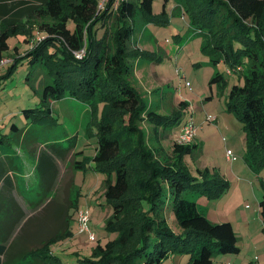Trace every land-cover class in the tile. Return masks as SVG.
Instances as JSON below:
<instances>
[{
  "label": "trees",
  "instance_id": "trees-1",
  "mask_svg": "<svg viewBox=\"0 0 264 264\" xmlns=\"http://www.w3.org/2000/svg\"><path fill=\"white\" fill-rule=\"evenodd\" d=\"M153 1L120 0L115 7L114 0H106L100 8L99 0H0V57L10 47L8 38L19 35L18 25L23 18L39 19L38 28L44 33L31 47L28 42L30 48L0 73L1 84L22 59L43 64L46 76L39 102L34 107L23 108L24 117L32 124L52 125L56 123L53 102L70 96L85 103L91 117L96 118L97 147L92 159L105 176L103 195L113 209L106 223L109 226L117 221L120 239L109 240L105 248L96 244L92 259L87 257L86 264H158L169 251L183 250L192 252L190 264H212L214 253L240 249L230 222L210 221L198 210L196 202L186 197L194 192L217 195L227 184L200 169L197 170L199 178L189 171L183 156L195 143L174 141L172 160L161 164L156 156L158 148L147 144L145 132L140 128L145 118L152 126L153 135L159 136L177 126L182 117L181 114H159L129 82L133 72L130 60L145 54L133 51L128 44L135 31L134 18L139 15L144 20L154 19ZM167 1L163 0L159 15L162 20L157 17L156 21L167 20ZM173 1L175 9L189 12L191 23L199 32L207 31L202 49L212 64L222 60L229 68L242 67V84L231 86L228 107L243 123L249 154L264 164V0ZM112 14L115 25L111 31L105 27V21ZM98 23L105 27L100 37L96 31ZM111 34L113 41L109 48L105 40ZM80 50L83 54L77 57L75 52ZM222 79V74L215 71L210 82ZM99 101H104V107L97 119ZM179 105L185 106V102L180 101ZM27 126L20 128L11 123L8 132L2 133L6 125L0 131V264H63L50 245L71 234L67 211L62 215L59 229L42 237L38 245L25 247L24 226L28 217L14 194L15 190L20 192L21 185L15 179L12 158L5 152L11 151L12 136L25 134ZM76 137L69 138L67 150L73 148ZM57 144H40L34 153L42 194L54 188L56 160L64 155L54 154L53 147ZM73 165L80 167L81 162L74 160ZM167 194L183 235L175 234L167 224ZM41 201L29 203L35 206ZM132 201L137 205H129ZM72 204L70 200L68 209ZM136 212L139 213L135 215L136 223L140 224L135 226L130 224L133 220L128 214ZM259 214L264 224V186ZM192 240L193 245H189Z\"/></svg>",
  "mask_w": 264,
  "mask_h": 264
},
{
  "label": "rangeland",
  "instance_id": "rangeland-1",
  "mask_svg": "<svg viewBox=\"0 0 264 264\" xmlns=\"http://www.w3.org/2000/svg\"><path fill=\"white\" fill-rule=\"evenodd\" d=\"M105 2L99 0L102 7ZM162 4L163 0L153 1L154 19L144 20L139 15L134 18L135 31L128 44L133 51H144L145 54L130 60L133 72L129 82L159 114H181L182 117L177 126L159 136L153 135L152 126L145 118L140 122V128L145 132L147 144L158 148L156 156L162 164L172 160V144L178 130L187 116L192 117L197 126L193 140L195 144L183 156V163L198 178L197 170L200 169L205 174L222 178L227 184L217 195L194 192L186 194V197L194 200L198 210L210 221L230 222L240 248L232 253H214L212 264H264V224L259 214L264 164L249 154L243 123L228 107L231 86L242 84V67L229 68L222 60L215 65L211 63L202 49L207 31L197 30L195 24L191 23L188 11L170 13L166 21H156L157 17H161ZM182 12L184 17H181ZM38 20L34 16L23 18L18 25L19 35L8 38L10 47L1 57H7L12 62L15 57L23 55L32 43L42 39L44 33L38 28ZM114 22L112 14L106 19L105 27L112 31ZM105 27L100 23L96 25L98 37ZM112 41V34L106 36L105 45L108 44L110 48ZM28 42L30 47H27ZM27 59L20 60L0 84V131L6 125L2 133L8 132L11 123L20 128L30 124L25 134L20 132L12 136L9 141L11 151L5 152L11 156L15 165V179L22 187L28 188L22 192L23 197L19 196L28 217L24 226L25 247L38 245L42 237L59 229L62 215L67 211L71 234L51 244L50 250L63 264H86L85 259L92 257L91 252L96 244L105 248L109 240L120 239L117 221L109 226L106 223L113 209L103 195L102 181L105 176L92 159L97 147V136L94 133L96 118L91 117L85 103L65 96L52 104L56 123L48 126L32 124L21 110L34 107L39 102L46 75L42 63L29 62ZM0 69V73H3L7 68L5 66ZM135 69L141 71L143 76L136 77ZM215 71L222 74L223 79L211 83ZM180 101L185 102V106H180ZM103 107L104 101H99L97 119L102 116ZM73 135L77 136L73 148L67 150L69 138ZM47 142H59L53 147V152L64 155L56 160L58 171L53 181L54 188L45 190L44 197L39 184V172L33 165L37 148ZM226 149L233 152L234 160L226 159ZM74 152H77L75 156ZM74 160L80 161L81 166L75 167ZM133 193L134 189H131L130 194ZM40 200L41 204L35 206L29 203ZM70 200H73V204L68 209ZM129 205L136 206L137 203L132 201ZM167 205L165 218L168 226L175 234L183 235L170 209L168 194ZM82 206L89 210L88 226L94 232L93 240L88 239L87 232L78 231L76 214L77 208ZM138 214H128L133 220L130 224H140L136 223L138 218L135 215ZM120 224L119 220L118 226ZM193 243L194 240L189 245ZM191 256L189 250L169 251L158 264H190Z\"/></svg>",
  "mask_w": 264,
  "mask_h": 264
},
{
  "label": "built area",
  "instance_id": "built-area-1",
  "mask_svg": "<svg viewBox=\"0 0 264 264\" xmlns=\"http://www.w3.org/2000/svg\"><path fill=\"white\" fill-rule=\"evenodd\" d=\"M119 1L120 0H114L115 7ZM99 7L100 8L102 7L101 3H99ZM82 54H83V50L75 52V55L77 57H81ZM9 63H10V59H8L7 57H3V56L0 57V68L6 66ZM196 130H197V126L194 120L192 119L191 116H187L185 120L182 122L180 129L178 130V134L176 136L175 141L178 144H188L193 142ZM225 156L228 161H232L235 159V156L230 149H226ZM89 220H90V215L88 208L85 206L77 208L76 221L78 225V231L80 233L87 232L88 239L93 240L95 235L93 230H91L88 226Z\"/></svg>",
  "mask_w": 264,
  "mask_h": 264
},
{
  "label": "crops",
  "instance_id": "crops-1",
  "mask_svg": "<svg viewBox=\"0 0 264 264\" xmlns=\"http://www.w3.org/2000/svg\"><path fill=\"white\" fill-rule=\"evenodd\" d=\"M160 1V0H159ZM176 8V3L173 1V0H168L167 1V3H166V7H165V10H166V12H167V15H169L170 13H174V12H176V13H181V9H175ZM176 10V11H175ZM181 17H184V14H183V12H182V14H181ZM172 18H173V16L171 17V20H172ZM21 37H23V36H21ZM136 70V71H135ZM134 71V73H136V77H142L143 76V74H142V72L141 71H139V70H137V69H135ZM1 72V71H0ZM150 78H152V76H150ZM33 167H34V165H33ZM21 177V176H20ZM21 188H23V187H21V186H19V190H20V192H23L24 191V189H21ZM20 192H18V190H15L14 191V194H15V196L17 197V198H19V196L20 197H22L21 196V194H20Z\"/></svg>",
  "mask_w": 264,
  "mask_h": 264
}]
</instances>
